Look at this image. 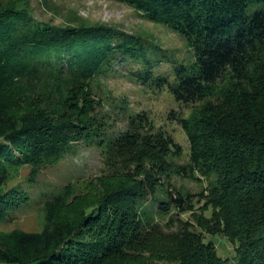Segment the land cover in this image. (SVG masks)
I'll list each match as a JSON object with an SVG mask.
<instances>
[{
  "label": "trees",
  "instance_id": "obj_1",
  "mask_svg": "<svg viewBox=\"0 0 264 264\" xmlns=\"http://www.w3.org/2000/svg\"><path fill=\"white\" fill-rule=\"evenodd\" d=\"M117 1L181 35L194 61L155 75L171 58L141 36L103 23L51 25L25 2L0 0V222L28 199L9 186L13 168L29 167L32 181L85 140L103 147L112 169L96 198L67 204L68 190L48 200L43 230L0 235V264H232L204 233L235 246L234 264H264V0ZM117 66L192 107L177 118L187 164L170 161L180 146L144 113L111 134L92 82ZM172 170L210 183L196 196L167 189L158 214L192 210L177 230L143 202ZM193 197L205 200L200 213Z\"/></svg>",
  "mask_w": 264,
  "mask_h": 264
},
{
  "label": "rangeland",
  "instance_id": "obj_2",
  "mask_svg": "<svg viewBox=\"0 0 264 264\" xmlns=\"http://www.w3.org/2000/svg\"><path fill=\"white\" fill-rule=\"evenodd\" d=\"M6 1L25 2L30 7L34 18L51 25L103 23L127 34L141 36L152 44H156L162 49V54L171 58L170 63L162 62L158 66L154 71L155 75L170 73L173 63L189 64L194 61L193 52L181 35L161 24L149 21L136 9L117 0ZM92 94L101 103L99 110L105 116L113 136L130 130L132 119L138 113H144L155 130L166 131L180 146L181 153L171 157L170 161L175 166L189 162V142L177 118L187 117L192 107H186L175 101L167 88H157L150 82L143 84L129 76L128 68L117 66L115 72L95 78L92 82ZM118 158L119 156H116L113 160ZM107 162L102 146H97L92 141L81 140L72 145L62 158L42 168L32 181H30L29 167L13 168L14 176L9 181V186H20V190L24 193L21 198L26 196L28 199L25 200L26 204L23 202L20 208L10 211L8 219L0 222V235H5L12 230L27 232L43 230L46 224L45 203L48 200H54L55 197L66 195L68 190H71L72 194L65 199L67 204L73 202L74 198L83 203L90 200L89 195L96 198L100 191L99 180L107 178L112 172ZM162 181L164 187L159 188L155 195L145 198L143 202L145 208L162 225L174 217L176 221L172 223V226H165V228L177 230L179 218L191 219L192 210L182 212L172 205L169 212L158 214L161 200L168 201L167 189L174 195L181 192L184 197L187 193L194 196L209 187V179L202 176L196 179L188 174H178L172 170L168 176L162 178ZM154 197L158 199L155 200ZM204 202L205 200L198 201V197H193L194 210L200 213ZM204 213L210 216L211 209ZM204 234L207 240L211 238L214 241L220 257L228 259L232 264L236 263V250L232 243L222 236L211 237L210 234Z\"/></svg>",
  "mask_w": 264,
  "mask_h": 264
}]
</instances>
